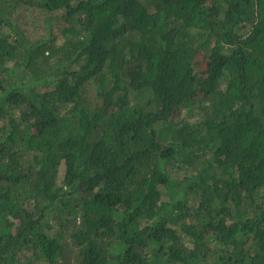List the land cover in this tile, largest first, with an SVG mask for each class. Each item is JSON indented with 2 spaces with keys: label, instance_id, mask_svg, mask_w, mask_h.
I'll return each instance as SVG.
<instances>
[{
  "label": "trees",
  "instance_id": "obj_1",
  "mask_svg": "<svg viewBox=\"0 0 264 264\" xmlns=\"http://www.w3.org/2000/svg\"><path fill=\"white\" fill-rule=\"evenodd\" d=\"M0 264H264V0H0Z\"/></svg>",
  "mask_w": 264,
  "mask_h": 264
}]
</instances>
